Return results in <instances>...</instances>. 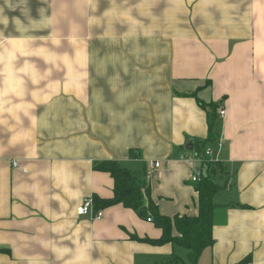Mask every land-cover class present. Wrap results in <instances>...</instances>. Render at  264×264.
Wrapping results in <instances>:
<instances>
[{"label": "crops", "instance_id": "0c3cea01", "mask_svg": "<svg viewBox=\"0 0 264 264\" xmlns=\"http://www.w3.org/2000/svg\"><path fill=\"white\" fill-rule=\"evenodd\" d=\"M11 3L14 11L6 0L0 8L25 25L29 16L42 19L41 13L53 20L29 34L55 31L60 44L49 41L47 47L73 59L83 50L86 59L73 64L79 87L66 91L68 69L33 57L41 71L51 69L40 87L51 92V83L55 91L31 110L36 127L22 113L20 123L10 119L13 130L0 125V264H64L58 251L85 242L91 243L90 264H168L174 255L178 264L188 263L186 247L145 241L159 239L162 229L132 208L102 207L99 219L78 216L76 209L95 195L113 197L112 176L95 164L117 160L150 186L162 214L197 215L192 176L201 162L194 143L209 136V116L199 100L219 105L215 140L206 148L224 163L226 185L214 198L220 205L215 242L197 264H238L249 256L246 264H264V198L254 196L264 188V0ZM140 4L150 15L140 14ZM113 7L132 9L152 34L138 28L129 36L128 23L104 15ZM9 34L19 35L11 23L4 31ZM17 134L26 135L13 139ZM155 161L160 166L151 168ZM60 167L75 177V198L57 186ZM220 191L223 201H216Z\"/></svg>", "mask_w": 264, "mask_h": 264}, {"label": "clouds", "instance_id": "9594fccd", "mask_svg": "<svg viewBox=\"0 0 264 264\" xmlns=\"http://www.w3.org/2000/svg\"><path fill=\"white\" fill-rule=\"evenodd\" d=\"M6 3L13 11L17 7V5L11 3V0H6ZM137 7L142 16L150 15L147 5L140 4ZM131 12L132 9L130 8L119 11L116 7H113L106 11L104 15L110 18V22L111 19H117L128 23L130 25L129 36L136 35L138 28L143 30L146 37L150 36L152 34L151 30L145 28ZM22 13L28 16V12L23 9ZM41 15L42 19L40 20H34L29 16V23L25 25L19 17L9 18L8 15L4 14L3 8H0V25L3 26L0 28V38H2L0 39V125H6L10 130L15 127L10 124V119L20 123L21 113L29 117L33 127H36L38 121L32 115L31 110L35 108L36 104L47 103L50 95L55 91V86L51 83L46 85V88L50 89L51 92L40 87L41 83L51 75V69L41 71L32 59L33 57L43 60L45 64L52 65L55 68H60L63 64L68 69L64 85L65 90L79 87L80 75L73 72V64L83 65L86 53L83 50H78L73 59L67 54L60 55L54 52L46 45L50 41L51 44L59 46L60 39L55 31L48 36L41 37L29 34L32 31L52 26L53 20L43 17V13ZM94 22H97L96 18L90 20V23ZM10 23L14 25L15 31L19 35H4V31ZM37 40L44 41V43L34 46ZM73 42L75 43V41ZM29 84L32 85L31 89ZM29 95H31V101L27 99ZM20 135L26 134H17L13 139H19ZM54 175L57 177V186L62 185L64 193L70 198H75L77 192L71 187L75 180L73 173L66 167H60L54 171ZM254 196L257 201L264 198V188H257ZM90 248V242L76 243L75 248H65L58 251V257L64 260V264H90Z\"/></svg>", "mask_w": 264, "mask_h": 264}, {"label": "trees", "instance_id": "16d2710c", "mask_svg": "<svg viewBox=\"0 0 264 264\" xmlns=\"http://www.w3.org/2000/svg\"><path fill=\"white\" fill-rule=\"evenodd\" d=\"M199 102L207 110L209 116V136L195 141L196 154H202L206 150L207 143L214 142L215 135L213 133L218 123L217 110L219 108L215 102L201 100ZM132 152L135 154L134 150ZM95 169L110 173L114 180V195L108 199L95 195L93 197L94 207L99 210L102 207L121 203L134 209L141 217L151 218L162 229V236L159 239L146 238L145 241L155 244L171 242L186 247L189 254L188 263L185 264H197L203 250L214 244L215 214L216 209L220 206L214 198L216 193L226 185L224 179L226 168L222 161L204 160L201 162L202 176L195 182L196 190L199 193V211L195 216L162 214L151 196L150 186L142 177L122 166L117 160L97 162ZM250 260L249 256L238 264H246ZM179 261L180 257L174 255L168 264H178Z\"/></svg>", "mask_w": 264, "mask_h": 264}, {"label": "built area", "instance_id": "2783aa9c", "mask_svg": "<svg viewBox=\"0 0 264 264\" xmlns=\"http://www.w3.org/2000/svg\"><path fill=\"white\" fill-rule=\"evenodd\" d=\"M225 109L221 108L219 109V114L221 116L225 115ZM223 143L219 142V147H222ZM196 159L199 162H203L204 160H211V161H217V158L213 157V150L211 148H206V150L202 154H197ZM15 165L17 163L15 162ZM160 166L159 161L151 162V168H156ZM202 176V171H198L194 176H192V181L196 182L200 180ZM76 213L78 216H85L90 215L93 219H99L103 217L104 212L102 209L95 210L94 208V200L92 197L86 198L76 209ZM149 221H151V218H148Z\"/></svg>", "mask_w": 264, "mask_h": 264}, {"label": "rangeland", "instance_id": "374dc122", "mask_svg": "<svg viewBox=\"0 0 264 264\" xmlns=\"http://www.w3.org/2000/svg\"><path fill=\"white\" fill-rule=\"evenodd\" d=\"M218 181H219V180H218ZM223 194H224L223 191H220V195H218L216 201H223V197H224Z\"/></svg>", "mask_w": 264, "mask_h": 264}]
</instances>
